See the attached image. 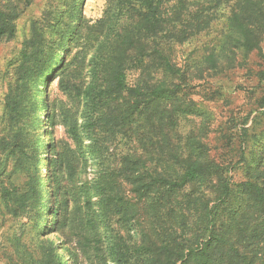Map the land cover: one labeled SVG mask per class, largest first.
Here are the masks:
<instances>
[{"label": "trees", "instance_id": "trees-1", "mask_svg": "<svg viewBox=\"0 0 264 264\" xmlns=\"http://www.w3.org/2000/svg\"><path fill=\"white\" fill-rule=\"evenodd\" d=\"M15 1L30 4H0V40L15 35ZM108 3L98 32L110 49L100 56L91 52L87 63L79 61L67 76L56 67L62 52L46 50L42 34L34 30L22 44L15 80L1 99L0 264H78V256L88 264H264V145L253 148V142L264 140V112H256L248 126L249 115L234 127L227 162L210 157L199 130L186 135L166 166L168 174L147 172L131 181L128 157L116 170L101 162L96 132L104 119L107 135L116 129L125 133L127 115L143 107L151 114L153 105L163 124L200 115L196 100L185 98L190 75L196 70L200 77L204 71L216 76L220 61L232 67L237 50L246 54L258 47L262 0ZM223 6L229 11L217 51L201 62L179 65L176 48L206 30ZM132 68L139 75L129 82ZM54 79L66 98L57 110L40 90ZM262 107L264 95L258 98L257 109ZM55 126L65 141L53 137ZM236 169L241 170L238 180ZM126 182L134 184V198L146 202L152 221L161 201L186 187L194 189L198 195L189 201L202 232L177 246L173 233L175 238L164 239L153 228L154 234L133 227L130 215L137 211L126 196ZM117 225L126 229V237Z\"/></svg>", "mask_w": 264, "mask_h": 264}, {"label": "rangeland", "instance_id": "rangeland-1", "mask_svg": "<svg viewBox=\"0 0 264 264\" xmlns=\"http://www.w3.org/2000/svg\"><path fill=\"white\" fill-rule=\"evenodd\" d=\"M6 1L0 0V4ZM14 4L12 6L19 14L15 35L11 39L0 40V114L1 99L16 77L22 44L30 38L34 30L43 35L44 47L51 54L62 52V55H58L62 60L56 67L61 66L65 76L67 70L74 69L79 61L87 63L91 52L100 56L110 49L98 32L102 18L108 16V0H30L28 6L16 1ZM262 6L264 8V0ZM228 11L227 6L221 7L220 13H215L206 30L190 37L176 48V61L179 65L201 62L209 51H217V45L224 34ZM123 19L124 16L120 20ZM234 56L232 67L225 60L220 61V72L216 76H208L207 71H204L200 77L193 70L190 75L192 78H187L190 88L186 90L185 98L196 100V107L201 110L200 115L176 117L174 124H163L155 105L152 106L151 114L143 107L141 113L127 115L125 133L116 129L110 135L106 134L107 128L104 127L107 125H103L104 119H99L100 129L98 127L96 132L100 137L101 162L106 169L116 170L121 166V158L126 156L130 159V181L147 172L155 175L168 174L166 166H171V159L179 154L186 135L190 132L200 133L199 130L200 136L208 144L210 157L221 163L230 160L232 155L226 151V144L229 142L227 139L231 142L236 136L234 127L239 126L242 117L249 115L248 126L256 112H264V107L257 109L258 98L264 95V30L260 31L256 49L246 54L237 50ZM47 58L48 56L43 59ZM191 66L193 65L190 64V69ZM83 74L84 72L81 77ZM86 75L88 76L87 73ZM138 75L139 69L132 68L127 71V80L132 82ZM40 90L47 92V102L52 110L59 109L66 102L65 96L57 87L56 79L47 88L42 87ZM157 108L167 109L164 105ZM42 112L43 110L38 112L40 116ZM101 113L102 117L103 111ZM261 125L264 126V120ZM52 135L56 140H66L59 126L52 129ZM261 145H264V140L259 144L253 142L254 149ZM174 168L173 171L177 172V166L174 165ZM240 177L241 170L236 169L235 180ZM133 186L134 184L129 185L127 182L124 184L126 196L137 211L130 215L133 227L139 230L140 226H144L146 232L150 228L152 234L155 229L164 239L173 237L170 235L173 233L177 246L182 243L189 244L188 240L193 241L202 232L203 224L197 219L196 212L191 208L192 202L189 201L198 195L197 191L186 187L173 193L161 201L164 205L157 208L156 219L152 221L146 212V202L135 200V194L131 191ZM118 230L121 235L127 236L125 228ZM131 233L139 239L136 232ZM78 264L88 263L82 256H78Z\"/></svg>", "mask_w": 264, "mask_h": 264}]
</instances>
